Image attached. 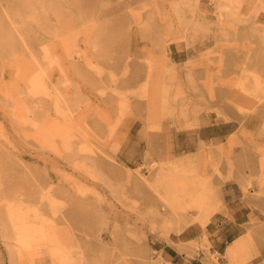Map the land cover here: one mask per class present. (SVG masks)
<instances>
[{
  "label": "rangeland",
  "instance_id": "374dc122",
  "mask_svg": "<svg viewBox=\"0 0 264 264\" xmlns=\"http://www.w3.org/2000/svg\"><path fill=\"white\" fill-rule=\"evenodd\" d=\"M0 264H264V0H0Z\"/></svg>",
  "mask_w": 264,
  "mask_h": 264
},
{
  "label": "bare ground",
  "instance_id": "6f19581e",
  "mask_svg": "<svg viewBox=\"0 0 264 264\" xmlns=\"http://www.w3.org/2000/svg\"><path fill=\"white\" fill-rule=\"evenodd\" d=\"M173 202L175 203H181L182 200L179 198L178 194H175L174 197H173ZM209 216V213H201V216H200V222L201 223H204L207 218ZM209 219V218H208ZM237 245H238V242H234L232 243L226 250V254L230 257L231 255H233L234 253V250L237 248Z\"/></svg>",
  "mask_w": 264,
  "mask_h": 264
},
{
  "label": "crops",
  "instance_id": "0c3cea01",
  "mask_svg": "<svg viewBox=\"0 0 264 264\" xmlns=\"http://www.w3.org/2000/svg\"><path fill=\"white\" fill-rule=\"evenodd\" d=\"M234 241V240H233Z\"/></svg>",
  "mask_w": 264,
  "mask_h": 264
}]
</instances>
